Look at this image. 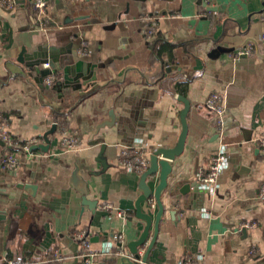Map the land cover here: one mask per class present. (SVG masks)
I'll list each match as a JSON object with an SVG mask.
<instances>
[{
	"label": "crops",
	"instance_id": "1",
	"mask_svg": "<svg viewBox=\"0 0 264 264\" xmlns=\"http://www.w3.org/2000/svg\"><path fill=\"white\" fill-rule=\"evenodd\" d=\"M2 1L0 115L17 146L0 140V264L6 257L72 263L81 231L95 251L115 247L117 235L136 241L145 228L136 209L142 174L121 167V153L138 143L148 151L174 147L180 96L191 103L186 146L173 162L149 264H264V153L256 144L264 137V0L207 7L198 0H14L13 9ZM68 45L85 61L88 79L80 86L59 87V72L48 88L45 66L32 71L19 61L24 50ZM213 93L227 108L223 134L206 106ZM53 125L48 152L20 148L36 139L45 144ZM60 129L78 137L79 150H63ZM223 150L228 160L212 193L200 177ZM9 156L17 169L3 167ZM76 169L94 209L73 184ZM148 183L154 191L159 176ZM149 200L143 211L155 217ZM152 238L153 231L147 245ZM116 258L98 257L109 264Z\"/></svg>",
	"mask_w": 264,
	"mask_h": 264
},
{
	"label": "water",
	"instance_id": "2",
	"mask_svg": "<svg viewBox=\"0 0 264 264\" xmlns=\"http://www.w3.org/2000/svg\"><path fill=\"white\" fill-rule=\"evenodd\" d=\"M212 2L213 0H198L199 4L207 7V2ZM26 0H15L17 5H25ZM210 10H217L215 8H210ZM244 44V47L249 41ZM222 51V50H221ZM19 61L21 63H26V65L35 71L37 67L45 64H49L50 68L44 69L41 74L43 77L50 75L51 73L62 72L64 75V80L61 81L59 87H71L80 86L82 80H87V75H84L85 61L83 59L76 60V56L72 45H68L62 49L57 48H46L39 47V50L27 55L25 50L20 55ZM42 77L39 83L42 84ZM179 101L184 104V109L181 112L180 119L182 125V132L179 136L178 142L174 147L166 148L160 147L156 149L150 156V167L142 174L140 188L142 190V195L139 198L136 209L138 218L145 222V228L140 237L136 241H132L129 244H125L124 248L128 249L129 255L117 256L115 264H149V255L157 241L161 224L164 222V216L166 212V207L163 204V195L169 188V179L173 173V162L177 157L181 156L185 150L186 140L188 135V122L187 117L191 108L190 101L183 97H179ZM57 131V125H53L52 129L44 136L45 144L34 145L30 148L29 153L35 150L41 149L44 152H48L51 146V140L49 136L54 135ZM105 150V145L102 147ZM159 176V183L155 190L153 191L148 183V179L152 176ZM73 184L80 189L83 194V204L91 207L92 209L97 207V201H91L87 198V192L84 188L85 181L79 178V169H76L73 173ZM81 185V186H80ZM199 187V185H198ZM152 196H154L158 212L155 217L148 212L143 211L142 204L147 202ZM176 212L172 215L175 216ZM153 231V238L148 243L150 234ZM244 233L246 231L244 230ZM147 246L144 255H140L139 248ZM80 248V244L78 243ZM81 252V251H80ZM108 261V260H107ZM107 261H99L97 257L88 258L87 256H82L77 253L72 263L68 264H109Z\"/></svg>",
	"mask_w": 264,
	"mask_h": 264
},
{
	"label": "built area",
	"instance_id": "3",
	"mask_svg": "<svg viewBox=\"0 0 264 264\" xmlns=\"http://www.w3.org/2000/svg\"><path fill=\"white\" fill-rule=\"evenodd\" d=\"M2 4L9 9H13L15 3L14 0H3ZM37 6L39 8H43L44 4L38 3ZM145 32L148 39L154 36L153 30H146ZM261 41L264 42V35L261 37ZM44 66L47 69L50 68L49 64H45ZM57 79H58L57 74L51 73L50 75L44 78V85H46L48 88H53ZM206 106L209 109V111H211V113L214 115L215 124L219 132L223 134L225 130L226 115H227V108L224 103V98L220 94L213 93L206 100ZM7 122L8 120L0 115V140L3 141V143L7 146L16 147L17 145L14 139L11 137V135L7 130ZM59 133L61 136V143L63 146V150L65 152H72L79 150L80 141L75 134H73L71 131L67 129H60ZM38 144H39V140L36 139L26 143L23 146H20V148L28 153L32 146ZM256 144L264 153V137L257 139ZM155 150H150V151L144 150L143 145H141V143H138L135 145V148L132 147L122 151L119 164L127 171L143 174L149 169L150 156ZM227 160L228 158L225 150L221 151L216 157L212 159V164L210 166L209 172L205 176L201 175L200 177L201 187L211 191L212 193H216L218 189V185H217L218 176L220 175V172L223 169ZM18 165H19L18 161L13 156H9L3 161V167L5 169L15 170L17 169ZM261 199L264 201V187L262 189ZM149 205H151V207H156V202L154 198L149 200ZM119 216L124 217L125 214L120 212ZM75 239L80 244V251L82 256H87L88 258L91 259L95 257L97 258L108 257V256L119 257L125 255L124 245L126 244V241L123 235H117L115 237V247L114 246L106 247L101 251H95L92 248L90 235L88 232L81 231L76 233ZM4 264H34V263L25 262L23 260H18V259H9L6 257L4 258ZM184 264H194V261L193 259L189 258Z\"/></svg>",
	"mask_w": 264,
	"mask_h": 264
},
{
	"label": "trees",
	"instance_id": "4",
	"mask_svg": "<svg viewBox=\"0 0 264 264\" xmlns=\"http://www.w3.org/2000/svg\"><path fill=\"white\" fill-rule=\"evenodd\" d=\"M184 93V92H183ZM185 94V93H184Z\"/></svg>",
	"mask_w": 264,
	"mask_h": 264
}]
</instances>
